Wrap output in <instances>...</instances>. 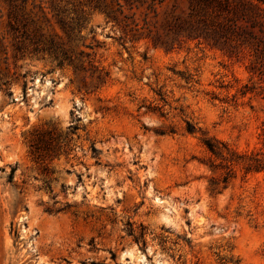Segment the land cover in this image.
Wrapping results in <instances>:
<instances>
[{"label": "rangeland", "instance_id": "374dc122", "mask_svg": "<svg viewBox=\"0 0 264 264\" xmlns=\"http://www.w3.org/2000/svg\"><path fill=\"white\" fill-rule=\"evenodd\" d=\"M114 1L0 0V264H264V170L211 190L203 143L264 148L245 61L154 46Z\"/></svg>", "mask_w": 264, "mask_h": 264}, {"label": "trees", "instance_id": "16d2710c", "mask_svg": "<svg viewBox=\"0 0 264 264\" xmlns=\"http://www.w3.org/2000/svg\"><path fill=\"white\" fill-rule=\"evenodd\" d=\"M170 2L169 5L167 3ZM264 1L262 0H115L114 5L103 6L107 17L133 31L136 37L144 36L154 46L167 50L193 41L196 45L220 50L227 58L245 61L248 81L241 87V94L252 93L264 98ZM163 5L166 7L163 8ZM127 11V12H126ZM140 16V20L136 19ZM86 44L88 48L99 46ZM60 61L83 63V57L92 63L90 52H73L63 43H51ZM93 66V64H92ZM108 72L96 71L97 84L104 83ZM192 81V77H187ZM188 123V131L194 130ZM170 132H174L172 129ZM203 143L214 157L209 168H224L221 178L212 175L209 187L216 190L222 183L225 188L237 168L245 173L264 170V148L250 153H238L226 144L205 137ZM264 145V142H263ZM216 159H221L215 162ZM141 231L137 239L142 238ZM144 244V240L142 241Z\"/></svg>", "mask_w": 264, "mask_h": 264}]
</instances>
